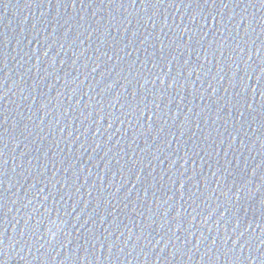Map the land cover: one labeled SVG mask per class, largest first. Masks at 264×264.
I'll return each instance as SVG.
<instances>
[{
	"label": "water",
	"instance_id": "95a60500",
	"mask_svg": "<svg viewBox=\"0 0 264 264\" xmlns=\"http://www.w3.org/2000/svg\"><path fill=\"white\" fill-rule=\"evenodd\" d=\"M0 264H264V0H0Z\"/></svg>",
	"mask_w": 264,
	"mask_h": 264
}]
</instances>
